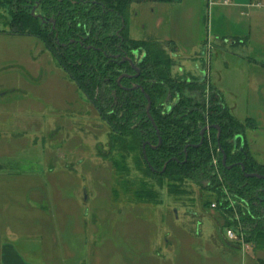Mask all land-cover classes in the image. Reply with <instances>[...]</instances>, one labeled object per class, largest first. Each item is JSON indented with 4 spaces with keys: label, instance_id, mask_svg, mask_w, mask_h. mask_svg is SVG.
Wrapping results in <instances>:
<instances>
[{
    "label": "rangeland",
    "instance_id": "1",
    "mask_svg": "<svg viewBox=\"0 0 264 264\" xmlns=\"http://www.w3.org/2000/svg\"><path fill=\"white\" fill-rule=\"evenodd\" d=\"M214 2L218 0L133 3L124 14L126 33L131 40L163 46L173 60L172 80L194 82L205 70V97H195L193 103L201 106L209 94L218 93L236 120H253L257 128L246 131L245 142L264 165V47L251 40L243 23H236L234 9ZM243 2L249 12L264 15L252 0ZM11 10L0 5V175L41 178L49 191L60 192L62 202L76 196L82 221L89 228L96 225L88 235L92 245L91 235H96L102 256L110 248L117 257L124 251L130 260L137 253L147 260L188 258L192 251L214 255L215 238L219 246L224 240L241 248L242 243L225 237L227 229L236 235L239 230L228 225L216 195L191 182L169 183L146 173L141 147L131 138L110 144L107 125L43 44L9 34ZM261 28L263 35L264 23ZM237 35L246 38L241 42ZM137 223L144 226L140 232L135 228L140 240L132 227L124 239L123 225ZM247 244L253 247L255 264H264V244ZM176 264L207 263L196 258Z\"/></svg>",
    "mask_w": 264,
    "mask_h": 264
},
{
    "label": "trees",
    "instance_id": "2",
    "mask_svg": "<svg viewBox=\"0 0 264 264\" xmlns=\"http://www.w3.org/2000/svg\"><path fill=\"white\" fill-rule=\"evenodd\" d=\"M4 2L2 5L12 8L9 34L32 37L43 44L107 125L111 145L130 138L140 147L146 142L157 144L142 94L117 87L120 68L108 62V56L121 50L142 51L141 73L135 82L151 100L150 115L160 138L155 150L145 148L146 173L169 183L191 182L212 192L228 225H236L246 243L264 244V180L243 175L264 176V165L252 157L245 142L246 131L257 128L255 122L236 120L218 93L209 94L201 106L193 103V98L205 97V83L172 80L169 69L173 60L163 46L131 40L126 33L124 14L131 4H169L172 0H45V9L56 20L54 32L24 12L17 0ZM78 37L83 38L82 46L69 44ZM206 123L218 126L219 137L211 129L195 147ZM219 149L230 169L222 166Z\"/></svg>",
    "mask_w": 264,
    "mask_h": 264
},
{
    "label": "crops",
    "instance_id": "3",
    "mask_svg": "<svg viewBox=\"0 0 264 264\" xmlns=\"http://www.w3.org/2000/svg\"><path fill=\"white\" fill-rule=\"evenodd\" d=\"M255 1L252 0L253 3ZM231 2L226 6H219L234 9L237 12L236 23L239 25L243 23L248 29L251 40L256 45L264 47V34L262 35L259 31L264 23V15L260 12H249L243 0H234V4ZM245 38L244 35L236 37L241 42ZM26 183H33L34 187L22 188L19 185ZM19 189L23 190L21 194H18ZM51 193L54 194L52 207L50 206ZM74 197L68 202H62L60 192L49 191L41 178L12 174L0 175V264H112L113 260L115 264H147V261L148 264H176L178 259L189 263L196 258H201L207 264L215 263V261L220 264H255L256 255L252 245L247 244V248L244 249L243 246L235 247L223 240L224 245L219 246L220 242L216 238L214 245L217 248L214 246V255L195 256V252L192 251L191 257L188 258L175 256L158 260L157 257H150L147 260L145 257L140 258L137 253L132 256L133 260H130L126 254H122L124 251H118L119 257H117L110 248L107 255L102 256V253H99L96 235L91 233L93 245L88 235L89 229L96 230V225H91L89 228L82 221L83 211L79 207L80 200ZM141 226L140 229L138 223L136 226L123 225L125 230H122L123 237L131 227L134 234L135 228L139 232L143 231L144 226ZM139 232H136V238L140 240L137 235ZM198 232L196 231L195 234ZM174 242L172 241L176 244ZM134 244L137 245L135 241ZM209 250V247H206V251L209 252ZM89 251H91V257H89ZM234 251L239 253V257L234 254Z\"/></svg>",
    "mask_w": 264,
    "mask_h": 264
},
{
    "label": "flooded vegetation",
    "instance_id": "4",
    "mask_svg": "<svg viewBox=\"0 0 264 264\" xmlns=\"http://www.w3.org/2000/svg\"><path fill=\"white\" fill-rule=\"evenodd\" d=\"M4 1L5 0H0V5H2V3ZM17 1H18V4H19L20 8H22V10H24V12L28 13L31 17H33L34 19H36L41 24L42 27H49L50 32H54L55 25H56V20L53 18V16H50L49 13H48V10L45 9V7H44V4H45L44 1L45 0H17ZM57 2L62 3L63 0H57ZM81 2H82V4L83 3L84 4H87L88 3L87 1H85V2L84 1H81ZM4 4H6V2H4ZM8 6H11V5H8ZM115 34L117 35L118 32H116ZM73 43H78L80 46H82L83 45V38L82 37H78L76 40H73V39L69 40V44H73ZM66 45L67 44H61V46H66ZM134 52H136V54H134ZM115 56H117V58ZM126 57L130 58V60L132 61V65H130L127 62H125L123 64H119V62L123 58H126ZM143 57H144V53L142 51H139V50H135V51H131V52H129V51H122L121 50V52L118 53V54L108 56V62H112V63L116 64L120 68V70H118V72H119L118 73V76L115 79L116 86L119 87V88H122L126 92H131V91L138 90L142 94V96L144 98V94H145L144 91H143V93H144L143 94L141 92V90L138 88V87H141L142 88V86L140 84H138V83L135 82L136 79L139 78L140 73H141L139 66L141 64V60L143 59ZM132 67H134L135 69H137V73L134 70V68H132ZM205 73H206L205 70H204V72L202 71L201 77L199 79H197L199 82H201V83L204 82L205 83V75H206ZM123 81H126V86L123 85L124 84ZM187 81L188 82H193L191 80H187ZM132 88H135V89L132 90ZM142 90H143V88H142ZM144 100H145V98H144ZM145 102H146V100H145ZM146 106H147V104H146ZM145 114H146V117H147L146 108H145ZM149 114H150V111H149ZM150 117H151V115H150ZM149 123H150V121H149ZM207 126L209 127V126H215V125H209V124L206 123L204 127H207ZM201 130H200V132H201ZM209 130H211V129H209ZM209 130H207L204 133V135L206 133H208ZM200 132H199V142H200ZM218 133L219 132H217V137H219V134ZM143 145H144V153H145V148L146 147H149L151 149L152 146H156L157 144L156 145H151L149 142L143 143L141 145V150L142 151H143V148H142ZM141 157L143 159L142 152H141Z\"/></svg>",
    "mask_w": 264,
    "mask_h": 264
},
{
    "label": "water",
    "instance_id": "5",
    "mask_svg": "<svg viewBox=\"0 0 264 264\" xmlns=\"http://www.w3.org/2000/svg\"><path fill=\"white\" fill-rule=\"evenodd\" d=\"M134 54H136V52H134ZM116 58H117V56H115ZM125 62H127V63H129L130 65H132V61L130 60V58H128V57H126V58H123L120 62H119V64H123V63H125ZM132 68H134V67H132ZM134 70L136 71V73H137V69H135L134 68ZM140 90H141V92L143 93V90H142V88L141 87H138ZM135 88H132V90H134ZM144 94V93H143ZM144 98H145V100H146V104H147V106H146V113H147V119L150 121V124H151V126H152V128H153V130H154V132H155V134H156V136H157V145L156 146H152L151 147V149L152 150H155L157 147H159V145H160V138H159V132H158V130H157V128H156V126H155V123L153 122V120L151 119V117H150V114H149V111H150V107H151V101H150V99H149V97L146 95V94H144ZM216 129L217 130V132H219V128L217 127V126H207V127H204L202 130H201V132H200V142H199V144L198 145H196L195 147H198V146H200L201 145V143H202V140H203V135H204V133L207 131V130H209V129ZM219 134V133H218ZM237 138H235L234 140H236ZM142 148H143V151H142V156H143V160L146 162V157H145V153H144V145L142 146ZM220 150V149H219ZM186 152V149L184 150V153ZM220 152H221V154H222V161H221V164H222V166L223 167H226L227 169H230L231 168V166H226V162H225V155L222 153V151L220 150ZM165 166H166V164H165ZM165 166L163 167V170L165 169ZM240 167H241V170L243 171V165L242 164H240ZM244 175V177H246V178H254V179H258V180H264V176L263 175H259V174H256V173H253V174H243Z\"/></svg>",
    "mask_w": 264,
    "mask_h": 264
},
{
    "label": "built area",
    "instance_id": "6",
    "mask_svg": "<svg viewBox=\"0 0 264 264\" xmlns=\"http://www.w3.org/2000/svg\"><path fill=\"white\" fill-rule=\"evenodd\" d=\"M230 1L231 0H218V2H214V4L226 6L230 3ZM252 5L253 7L258 9H264V0H256ZM211 208H215V205H211ZM225 237L228 241H239L240 243H242L244 249L247 248V243L244 241V238L240 232L238 235H236L232 230L227 229Z\"/></svg>",
    "mask_w": 264,
    "mask_h": 264
}]
</instances>
